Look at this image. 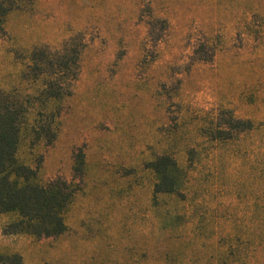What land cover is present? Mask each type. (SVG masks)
<instances>
[{"label":"rangeland","instance_id":"374dc122","mask_svg":"<svg viewBox=\"0 0 264 264\" xmlns=\"http://www.w3.org/2000/svg\"><path fill=\"white\" fill-rule=\"evenodd\" d=\"M71 37L81 70L57 138L34 143L26 130L18 155L40 181H79L82 149L81 189L59 236L5 234L15 215L0 213V254L25 264H264V0H35L7 15L0 86L35 92L32 50ZM223 109L253 127L210 139ZM165 153L185 169L182 194H154L148 162Z\"/></svg>","mask_w":264,"mask_h":264},{"label":"trees","instance_id":"16d2710c","mask_svg":"<svg viewBox=\"0 0 264 264\" xmlns=\"http://www.w3.org/2000/svg\"><path fill=\"white\" fill-rule=\"evenodd\" d=\"M34 1L0 0V33L5 32V21L12 10L29 7ZM81 52V43L75 37L57 50L37 46L28 66L34 77L41 79L40 88L23 93L17 88L0 86V213L15 215L4 225L5 234L25 233L40 238L59 236L67 230L66 214L85 175L84 151L79 149L74 158L73 170L79 181L61 176L40 181L37 167L22 162L18 151L26 130L34 143L44 139L51 144L57 138L61 102L73 92L81 70ZM252 127L251 119L223 109L208 133L214 141L228 140ZM148 167L156 175L154 194L183 193L186 172L173 155L161 154L148 162ZM0 264L25 263L21 254L10 253L0 254Z\"/></svg>","mask_w":264,"mask_h":264}]
</instances>
